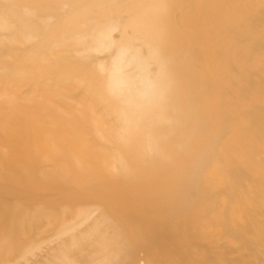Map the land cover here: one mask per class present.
I'll return each instance as SVG.
<instances>
[{"label": "bare ground", "instance_id": "6f19581e", "mask_svg": "<svg viewBox=\"0 0 264 264\" xmlns=\"http://www.w3.org/2000/svg\"><path fill=\"white\" fill-rule=\"evenodd\" d=\"M182 1L5 0L9 10H0V264L25 260L26 246L21 240L29 231L59 234L70 227L60 211L65 206H77L79 210L71 217H78L89 208L88 202L94 207L103 204L105 225L87 226L83 241L77 244L74 239L73 246L64 249L65 258L51 257L54 264H89L97 258L111 262L116 254L126 258L132 251L147 252L152 235L159 229L161 232L166 222L180 219L167 212L154 216L150 212H158L159 205L143 200L137 203L136 197L145 193L148 199H158L175 194L185 182L182 177L187 175L186 170L198 159L196 153L187 151L179 133L208 131L215 137L220 133V129L214 130L216 124L225 117L231 131L241 126L246 131L234 133L231 155L226 153L229 146L213 152L214 165L203 186L212 189L214 195L224 192L234 204L226 205L218 230L239 240L244 264H254L255 253L257 257L264 255V163L252 161L254 153L263 151L264 138L251 135L260 122L248 118L255 108L264 106V93L259 92H264V0H195L179 33L166 29L168 20L163 25L142 21L143 17H151L162 22ZM125 4L127 16L110 22ZM239 11L234 18L233 13ZM92 12L99 15L97 19L89 17ZM102 19L108 23L104 25ZM170 25L172 28L171 20ZM110 27L121 31L123 46L134 52L127 66L120 61L123 56L110 62V50L103 52L105 59L97 66L92 64L93 55L84 57V62L74 59L71 54L96 47L90 38ZM232 36L241 48L224 56ZM197 48L199 54L195 53ZM57 52L65 57H56ZM207 63L213 65L216 78L208 76ZM121 65L135 69L150 84L144 100L138 101L133 77L119 75ZM231 66L234 71L228 72ZM36 74L53 81L48 90V85L40 84L39 96L35 92ZM81 76L83 83L77 87L82 93L84 86L93 100L107 101L109 95L117 96L123 85L128 89L124 91L128 101L109 105L112 109L105 111L154 113L152 126L135 125L129 135L135 143L126 151V161L118 166L119 182L128 184L123 191L111 187L105 172L94 171L99 166L95 161L103 152L87 146L85 140L96 128L98 116H93L92 110L81 111L73 101L70 106L65 102L73 99L76 85L72 82L82 80ZM21 86L31 88L23 100ZM253 88L255 92L250 91ZM246 93L250 95L239 98ZM38 98L40 101H36ZM222 101L237 105L236 111L227 110L220 116L217 109ZM197 143L196 151L205 148L204 139ZM152 160L156 174L149 179L139 178L142 190H134L135 182L130 184L124 178H134ZM228 172L232 174L228 176ZM240 174L245 179L240 180ZM163 179L168 182L163 183ZM244 181L249 183L241 190ZM19 195L26 196V203L19 201ZM169 207L187 210L178 197ZM22 217L27 220L23 226L18 222ZM207 220L209 217L197 209L183 220L179 231L188 236L186 247L191 248L193 242L197 245V239L205 241L207 230H217V224ZM141 230L145 233L138 237ZM100 234L104 244L98 241ZM40 240L35 241L36 247ZM169 245L164 242L157 254L162 262ZM83 249L87 253L81 257ZM110 251L114 252L107 257ZM71 252L76 259H67ZM229 255L227 249L212 258L182 255L177 264H187V260L190 264H227ZM145 263L152 264L149 254L145 255Z\"/></svg>", "mask_w": 264, "mask_h": 264}, {"label": "rangeland", "instance_id": "374dc122", "mask_svg": "<svg viewBox=\"0 0 264 264\" xmlns=\"http://www.w3.org/2000/svg\"><path fill=\"white\" fill-rule=\"evenodd\" d=\"M195 0H183L182 4H179V6L171 8L168 12V18L162 19V22L153 20L151 17H143L142 21L150 25L153 22H159L161 25L165 24L166 20H168L169 26L166 27L167 30H174V32L179 33V31H183V20L185 22L186 18L189 16L191 12V6L192 3ZM239 2H243L244 0H238ZM121 6V3H120ZM119 6V7H120ZM109 7V4H107L106 8ZM183 9V11H180ZM0 10L8 11L9 10V4L5 2V0H0ZM128 10L126 8V4L119 8L116 13H114L113 17L110 22L116 21L119 22L121 19H123L125 16H127ZM240 14L239 12H234V18L237 14ZM126 14V15H124ZM98 14L95 12H92L89 17L93 20L98 18ZM102 18V17H101ZM105 19H102L101 22L105 25L108 23V20L104 21ZM170 20L172 23V28L170 25ZM228 20V19H226ZM230 20V19H229ZM101 26V25H100ZM104 28V27H103ZM138 28V27H137ZM102 34L96 37L90 38V42H93L96 47L83 49L80 51H76V53H73L71 55H74V59H82L84 57H87L89 55L95 56L94 60L92 61V64L94 65H100L102 63H99L101 60L105 59V56L103 55V52L110 50L111 51V57L110 62H115L114 59H121L120 60L123 65L127 66V64L132 60L134 52L132 49H127L124 47V39L121 35V31L116 28H108L103 29ZM151 36V35H149ZM223 36V35H222ZM233 37V36H232ZM234 39L228 43V46H226L224 51V56H230L238 52V50L241 48V43H239L236 40V37H233ZM89 40V39H87ZM103 48V49H101ZM100 49V50H99ZM195 53H198V48L195 49ZM56 57L64 58L65 54L61 52L56 53ZM98 63V64H97ZM105 65V64H104ZM207 70H208V76L210 78H216L213 71V65L210 63L206 64ZM122 71L119 72L120 76H127V77H133V87L137 91V93L140 96V100H144L146 97H148V87L150 86L149 83L145 82L146 80L142 78L141 74H137L136 70L131 67H123L121 65ZM228 72L234 71V68L231 66L227 69ZM227 72V73H228ZM35 77V85L38 86V89L35 88V92L37 93V96H39V86L40 84H46L48 87L46 90L49 89V86L52 85L53 81L51 77L49 79H45L46 77H42L41 74H36ZM223 76H227V74H224ZM57 77V76H55ZM82 80L76 79L75 82H72L71 84L76 87V92L73 95V99L71 100H65V102L69 105H71L72 101L75 105L78 104V107L81 111H90L92 110V115L98 116L99 122L96 126V128L91 129L87 137H89L87 140H85V144L89 147H93L96 150H101L103 152V156L101 159L96 160L97 166L94 171L98 172H105L111 179L112 185L111 187L115 189H119V191H123L128 187V184L125 185V182L122 184L119 182L120 170H118L119 165H123V162L125 160V154L126 151L130 147L134 145L135 142L129 137L130 133L136 129V126L138 128L139 126H144L145 128H149L150 125V119L154 116V113L142 111V112H131V113H124V112H107L108 110H111L112 108L109 105H115V104H122L126 101H128V98L126 96V93L124 91L128 90L123 85L120 87V91L117 90V96H111L109 95V98L107 101L104 100H93L85 91V88L83 86V92L81 93L80 88H78V84L81 82L83 83V77L81 76ZM44 80L43 83H40L41 80ZM83 85V84H82ZM97 86V83L94 84V86ZM264 89V88H263ZM29 90L31 91V88H27L25 86H21L20 88V99L23 100V97L25 95L27 96L29 94ZM250 91H254L255 89H250ZM260 93H264L262 91H259ZM244 93V92H243ZM25 94V95H24ZM246 95H250V93L243 94L240 99H245ZM153 99V98H150ZM248 99V98H247ZM40 101L39 98L36 99V101ZM71 101V102H70ZM137 102V101H136ZM225 101H222V104H220L219 108L217 109V113H220V116L224 111L232 110L236 111L237 105H234L232 102H230V105L224 104ZM69 105V106H70ZM74 106V105H73ZM76 108V107H75ZM107 109V111H105ZM175 109V108H174ZM177 109V108H176ZM257 108H255L256 110ZM252 111L248 114V118L251 120H257L260 123H257L251 132V135H262L259 139L264 138V106H260V108L257 109V111ZM178 111V110H177ZM94 113V114H93ZM135 120V121H134ZM130 121V122H129ZM134 121V123H132ZM125 122H129L126 126ZM136 125V126H135ZM144 127H140L141 130H143ZM133 129V130H132ZM217 129H220V133L212 137L208 133H192L188 134V131H182L179 133V139L183 141L185 144V147L187 151L191 153H196L198 156V159L195 162H192V165L189 169H187V175L184 177L185 182L184 184L179 188V190L173 194L172 196L158 198V199H148L145 195V193H142L140 196L136 197V202H140L141 200L147 202L150 205H153L154 203H157L159 205V211L150 213L154 216H159L163 212L169 213L174 218L180 219L179 222L175 221H168L165 224V228L162 229V231L155 233L152 235V246L149 247V250L147 252H140V251H132L130 255L126 258H122L121 255L116 254L117 257L111 256L115 262H108L106 258H97L93 260L89 264H146L145 263V255L149 254L152 258V264H177L179 261V258H181L182 255H186L188 257H204L206 255H211L212 258L214 254H217L219 252H223L226 249L229 250V261L227 264H244L241 257V253L239 251V240H235L234 238H229L227 234L221 232L218 230L220 227V223L222 221V218H220L224 213L227 212L226 205L233 206L231 200H228V197L223 194H216L214 195V192L212 189L205 188L203 186L204 182L206 181V176L208 174V171L210 170L211 166L214 165V157L213 152L219 150L220 146H229L227 150V155L232 154V148L230 146V142L234 138V133H244L246 131L245 127H238L233 131L229 129V122L227 120V117L225 119L221 120L220 124L217 123L214 130L217 131ZM186 137V140L183 139ZM105 139V140H103ZM200 139H204L206 141L205 148L200 151H196L195 148L198 145V141ZM257 139V140H259ZM138 147H135L134 149H137ZM252 161L260 164L264 163V149L262 152H256L252 156ZM251 162V161H250ZM159 165V160H158ZM157 165V166H158ZM144 166H147L148 168L145 170H142L135 174L134 178H130L127 176V178H124L126 182H129L132 184L135 182L136 186L134 187V190H142V184L139 183V178H145L149 179L152 176H154L157 172L154 171V161H149L144 164ZM48 171L49 169H44ZM51 169L48 171L50 172ZM94 172V173H96ZM232 173L228 172L227 175H231ZM238 178L240 180H243L245 178H242V174L238 175ZM163 183H167L168 181L166 179H163ZM249 183V181H244L242 183L243 190L245 188V185ZM126 187V188H125ZM154 189H157L154 187ZM59 191V190H58ZM239 191V189H238ZM26 195V194H25ZM25 195H19L17 198L20 202L26 203V196ZM234 195V194H232ZM178 197L181 198V203L184 205V208L187 210H179L178 207H169V204L176 200ZM93 201H96V199H93ZM92 201V203H93ZM83 203V202H82ZM89 208H86V210L83 212L84 214L78 217H71L73 213H75L77 210H79V207H70L65 206L64 209H62L60 212L63 213V215H66L64 218L65 222H70L69 228L62 231L59 234L52 235L53 233L49 230H43L42 233L39 232H28V236H26L24 239L21 240L22 245L26 246V255L25 260H18L14 261L12 260L10 264H54V260H52L53 256H61L65 258L64 249L73 246L71 244L72 240L76 239L77 244L79 241H83L85 238L84 232L87 226L90 224L94 225H105L104 223V217L103 216V204H99L102 207H94L91 205L90 202H88ZM220 204V205H219ZM105 204L104 206H106ZM108 206V205H107ZM213 207V208H212ZM194 209H197L199 212L201 211L205 215H207L210 219L208 222H215L217 224V230H212V232L208 233V230L206 232L205 241H201L197 239L196 242L197 245L194 244V242L191 244V248H188L184 245L185 241H187L188 236L181 235V231H179L181 223L183 220L187 219L189 217V213L193 211ZM59 214V213H58ZM60 215V214H59ZM58 215V216H59ZM178 216V217H177ZM62 218V216H61ZM217 219V220H216ZM25 218H21L18 222L20 225H25L26 223ZM156 221V220H155ZM90 225V226H91ZM89 226V227H90ZM47 231V232H46ZM145 231L141 230L138 233V237H142L144 235ZM112 234V232H110ZM212 234V235H211ZM199 238H201V235H199ZM38 239H41L38 243L39 246H35V241ZM99 242L101 244L105 243V239L103 237V234L99 235L98 238ZM192 240V238H191ZM24 242V243H23ZM28 242V243H26ZM169 243L167 247V253L165 256V261L162 262V260L157 256V254L160 252V248L162 247L163 243ZM26 243V244H25ZM133 243V246H136V242L131 241ZM206 243V244H204ZM202 244H204L205 248H201ZM83 246V242L81 243ZM211 246V249L206 248V246ZM196 247V248H195ZM213 247V248H212ZM195 248V249H194ZM114 251L108 252V255H111ZM73 252L69 253L71 257H67L68 260L76 259L77 256L72 255ZM86 250L83 249V253L81 254V257L86 254ZM257 254V253H255ZM255 254L253 256L255 257L254 264H264V255H260V257H257ZM263 256V257H262ZM142 257L144 258V262L142 261ZM118 258V259H117ZM192 259V258H191ZM234 260V261H231ZM263 260V261H262ZM187 264H190V262L187 260Z\"/></svg>", "mask_w": 264, "mask_h": 264}]
</instances>
